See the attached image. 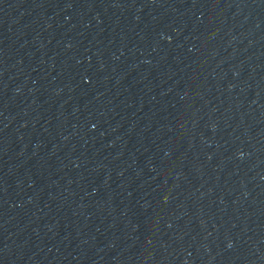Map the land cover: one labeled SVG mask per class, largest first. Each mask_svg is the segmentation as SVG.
<instances>
[{
  "label": "water",
  "instance_id": "95a60500",
  "mask_svg": "<svg viewBox=\"0 0 264 264\" xmlns=\"http://www.w3.org/2000/svg\"><path fill=\"white\" fill-rule=\"evenodd\" d=\"M0 264H264V0H0Z\"/></svg>",
  "mask_w": 264,
  "mask_h": 264
}]
</instances>
